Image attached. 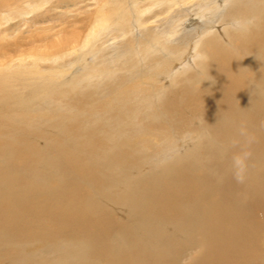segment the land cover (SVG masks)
Returning <instances> with one entry per match:
<instances>
[{
	"label": "bare ground",
	"instance_id": "obj_1",
	"mask_svg": "<svg viewBox=\"0 0 264 264\" xmlns=\"http://www.w3.org/2000/svg\"><path fill=\"white\" fill-rule=\"evenodd\" d=\"M0 264H264V0H0Z\"/></svg>",
	"mask_w": 264,
	"mask_h": 264
},
{
	"label": "rangeland",
	"instance_id": "obj_2",
	"mask_svg": "<svg viewBox=\"0 0 264 264\" xmlns=\"http://www.w3.org/2000/svg\"><path fill=\"white\" fill-rule=\"evenodd\" d=\"M66 24H70V23H66ZM71 25V24H70ZM50 31V30H49ZM48 31V32H49ZM49 34H50V32H49ZM62 34V33H61ZM63 35V34H62ZM36 37V36H35ZM35 37H33V38H35ZM56 37L57 36H55V35H50V36H48V35H46V36H44V38H43V42H45V39L47 40V47L45 46V49H47L49 46H51L53 43H54V40L56 39ZM36 41H38V40H36ZM36 41H34L33 42V44L36 42ZM48 43H49V45H48ZM23 45H25V47H26V43H24ZM28 46V45H27ZM20 48H23V47H20ZM20 48H18L19 49V51L20 52H22V53H24V52H35V51H37L38 49H31V48H24V50L23 49H20ZM44 49V48H43ZM42 49V50H43ZM23 50V51H22ZM35 50V51H34Z\"/></svg>",
	"mask_w": 264,
	"mask_h": 264
}]
</instances>
